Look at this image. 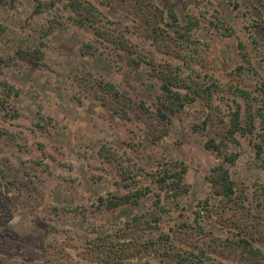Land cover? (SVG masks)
<instances>
[{"label":"rangeland","instance_id":"374dc122","mask_svg":"<svg viewBox=\"0 0 264 264\" xmlns=\"http://www.w3.org/2000/svg\"><path fill=\"white\" fill-rule=\"evenodd\" d=\"M0 264H264V0H0Z\"/></svg>","mask_w":264,"mask_h":264},{"label":"trees","instance_id":"16d2710c","mask_svg":"<svg viewBox=\"0 0 264 264\" xmlns=\"http://www.w3.org/2000/svg\"><path fill=\"white\" fill-rule=\"evenodd\" d=\"M173 17H174V14H173ZM169 82H171V81H169ZM166 85L167 84L163 85V87L165 89H167V91H170V88H167ZM110 87H112V85ZM12 89H14V87L12 85H9L8 86V92L6 94H10V91H12ZM174 95H178V92L175 91ZM235 116H236V118L233 121L232 127L230 128L231 135H233V133L235 131H237V130L240 131V129H242L241 126L239 125V119L237 118V115H235ZM205 146L208 149H218V146L215 144V142L212 139H209L205 143ZM236 156H237L236 153H231L230 155H224L223 156L224 157L223 160L225 162L232 163L236 159ZM212 172H214V175H212L210 181H212V184L216 185L218 188L221 187V190H218V192H220V193H222L223 195H226V196L232 195V192H233V190H232V181L229 179L227 168L225 166H223L222 164H220L218 166L213 167L212 168ZM176 181H178V179L175 180V182ZM158 182H160V183L162 182L163 183L164 179L162 178L161 180H158ZM119 200H121L123 202H119V201L113 202L112 201V202L109 203V207H116L117 205H120V204H123V203H128L129 201H134L133 203H137L136 199L135 200H128V197H124V198H121Z\"/></svg>","mask_w":264,"mask_h":264}]
</instances>
